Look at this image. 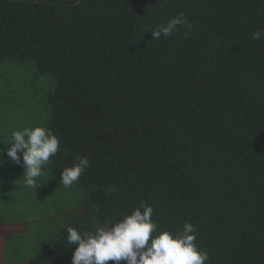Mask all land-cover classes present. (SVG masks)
<instances>
[{"label":"trees","instance_id":"16d2710c","mask_svg":"<svg viewBox=\"0 0 264 264\" xmlns=\"http://www.w3.org/2000/svg\"><path fill=\"white\" fill-rule=\"evenodd\" d=\"M178 13L191 31L153 40ZM258 29L264 0H0V264H71L68 227L141 202L158 231L192 223L207 264H264ZM19 87L60 140L36 190L6 155ZM78 156L90 166L65 188L60 172Z\"/></svg>","mask_w":264,"mask_h":264},{"label":"clouds","instance_id":"9594fccd","mask_svg":"<svg viewBox=\"0 0 264 264\" xmlns=\"http://www.w3.org/2000/svg\"><path fill=\"white\" fill-rule=\"evenodd\" d=\"M191 31L192 25L183 13H178L164 25L157 26L151 35L153 40L171 36L178 27ZM253 40L264 39V30L252 33ZM10 147H7L9 146ZM6 155L13 163L22 167L23 182L35 190L41 185L37 178L43 166L60 150V140L50 129L25 127L12 133L11 142L6 144ZM0 166L3 165L4 150L0 149ZM76 163L60 172L59 182L65 188L78 182L90 166L89 159L78 156ZM114 193L115 188L109 189ZM154 208L141 202L131 214L118 220L93 221L89 230L67 228V243L75 245L71 264H207L209 254L198 248L196 227L185 221L181 232L158 231L152 216Z\"/></svg>","mask_w":264,"mask_h":264},{"label":"rangeland","instance_id":"374dc122","mask_svg":"<svg viewBox=\"0 0 264 264\" xmlns=\"http://www.w3.org/2000/svg\"><path fill=\"white\" fill-rule=\"evenodd\" d=\"M7 74V72L4 73L3 76H5ZM12 76L17 77L16 72H14L12 74ZM14 89H17V87H12ZM21 90H23V92L25 93L24 97H23V101H24V105L22 107H19L17 109V122L20 123V128L18 131H22L25 127H36V126H40V127H44L43 123L46 119V115L44 113H40V108L42 109V106H38V105H34L37 104L36 101H38V98H30V91L31 89L25 88V87H19ZM23 88V89H22ZM30 105V108H27L28 105ZM39 107L38 109L34 107ZM34 110V112H33ZM17 168H20V170L23 171V168L20 166H17ZM3 198L0 197V201L2 202ZM48 204V202L41 203L39 204V206L41 205H46ZM75 206V205H74ZM36 207V206H35ZM75 209H73L74 211ZM2 215H0L1 217Z\"/></svg>","mask_w":264,"mask_h":264},{"label":"crops","instance_id":"0c3cea01","mask_svg":"<svg viewBox=\"0 0 264 264\" xmlns=\"http://www.w3.org/2000/svg\"><path fill=\"white\" fill-rule=\"evenodd\" d=\"M11 69H9L10 71ZM7 72V66H0V79H2L4 76V73Z\"/></svg>","mask_w":264,"mask_h":264}]
</instances>
